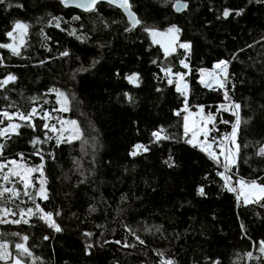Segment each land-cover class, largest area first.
Segmentation results:
<instances>
[{"label":"trees","instance_id":"trees-1","mask_svg":"<svg viewBox=\"0 0 264 264\" xmlns=\"http://www.w3.org/2000/svg\"><path fill=\"white\" fill-rule=\"evenodd\" d=\"M175 1L130 0L132 11L144 25L159 31L171 24L181 28L176 51L168 56L140 26L126 32L130 27L124 16L106 4L97 5L90 13L64 9L58 0H8L11 7L0 5V43H8L5 33L15 21L29 25L20 55L0 48V80L8 74L17 77L0 88V112H28L36 107L38 113L41 109L51 113L57 104L55 93L49 90L57 89L51 83L59 84L76 94L82 114L100 139L93 151L90 175L91 170L81 175L76 169L74 161L83 154L76 141L57 147L52 136L35 146L44 156L48 190V199L37 202L54 213L62 231L55 232L35 217L30 225L0 224L6 234L0 239L10 242L13 258L18 255L15 243L20 238L10 233L16 232L29 237L33 256H21L25 264H160L159 252L176 264H264L259 249L264 240V207L259 203L245 206L241 200L237 206L235 194L225 191L224 182L216 175L222 167L184 142L182 98L162 71L171 68L173 73L185 74L188 106L194 111L203 105L207 114L214 115L219 131L211 132L209 138L217 137L218 142L224 132L231 131V125L219 122L230 118L228 112L217 111L224 102L223 90L204 88L198 83L197 72L200 68L212 70L218 60H230L236 54L237 59L229 65L227 87L232 98L244 105L242 117L250 120L239 131L240 156L231 169V181L264 182V158L256 155L264 145V3L183 0L188 1V9L175 14ZM17 3L24 7H15ZM225 9L230 12L228 18L223 17ZM240 9L242 14L236 16ZM73 16L81 19L73 20ZM53 17L59 18V27ZM73 30L75 35L70 34ZM78 35L86 36L85 42L78 40ZM185 41L191 42L186 54L178 46ZM65 50L69 56L62 57ZM180 59L188 63L187 69L180 65ZM94 60L98 63L91 67ZM81 67L88 70L77 71ZM133 73L139 74L138 86L125 79ZM125 92L133 102L124 97ZM178 110L180 115H176ZM50 116L49 123L57 128V120L66 118L57 111ZM0 120V127H6L8 121L4 117ZM33 123L35 131L23 125L19 135L0 137L5 146L0 160L40 165V155L32 154L35 149L30 141L43 139L47 130L39 115ZM160 127L172 138L154 142L151 133ZM136 144L149 151L131 156ZM169 156L175 167L165 164ZM82 179L84 183H80ZM199 186L208 193L206 198L196 195ZM17 205L27 207L31 201L22 194L11 201L8 194L0 198V206L17 210ZM241 224L248 229L247 234L241 231ZM85 232L92 236L85 237ZM44 235L50 239L44 240ZM136 235L145 245L139 244ZM116 240L121 243L116 244ZM86 243L94 245L91 255L84 252ZM249 252L251 258L246 255Z\"/></svg>","mask_w":264,"mask_h":264},{"label":"snow or ice","instance_id":"snow-or-ice-1","mask_svg":"<svg viewBox=\"0 0 264 264\" xmlns=\"http://www.w3.org/2000/svg\"><path fill=\"white\" fill-rule=\"evenodd\" d=\"M60 4L64 5L65 7L69 5H74L75 7L82 9L85 12H94L96 11V5L100 2V0H59ZM110 5H117L119 8L123 9V11L127 14L129 23L132 25V28H125L126 32H131L137 26H140L142 31L147 33L148 36L152 38L153 43L160 44L161 48L164 50L165 56L176 51V44L181 33V28L176 24H171L165 32H160L154 27H148L144 25L143 21L138 19L136 15L131 11V5L129 0H105ZM166 2V0H165ZM258 3H264V0H257ZM7 4L8 7L12 5L8 2V0H0V5ZM17 8H23V4H15ZM177 10L181 8H186L187 5L185 4H176L174 5ZM7 10V9H6ZM243 12V9L236 10L235 15L240 16ZM230 12L228 9L223 11V17L228 18ZM54 20L57 21L56 26L59 27V18L53 17ZM81 17L73 16V20H79ZM51 23V21H49ZM105 27H108L105 24ZM29 25L27 23H23L20 21H15L11 30L5 33L6 37L11 40V43H0V48L8 49L13 55H20L21 47L24 45L26 41V37L28 35ZM71 35H75L76 31L73 30ZM78 40L82 43L85 42L87 39L86 36H76ZM101 47L104 45L101 44ZM179 48L184 50V53H188L191 49V42L185 41L179 43ZM251 47V45H249ZM62 57L69 56V52L67 50L60 53ZM237 59L235 53H233L232 58L230 60L220 59L214 65L212 70H208L205 68L199 69V80L198 83L202 85L204 88H212L213 85L216 88L223 90V99L224 102L219 104L217 107L218 112H228L230 114L229 119H222L219 122L225 125H231L230 132H224L222 136L219 137L217 142V137H212L211 142H209V134L213 131H219L216 129V125L214 123L215 117L212 113H208L206 117L201 116L199 122H193V126L190 127L189 121L192 113L189 112V97H188V89L189 85L184 81V73L182 72H175L173 73L171 68L162 69L168 76V84L175 83V90L176 92L180 93V95L184 98L183 100V112L187 113L184 115L183 120V128H184V135L186 139L184 142L193 148H199L201 152L206 153V155L211 159L214 163L217 164L218 167H222L223 171H217L216 175L220 177V179L224 182L223 189L227 192L235 194L237 206H239L240 198L243 196V203L247 206L249 203H259L261 207H264V182L258 183L257 180L245 181L244 179H238L236 184L239 185V189L233 184L230 183L232 180L231 169L233 166L237 164V161L240 156V149L241 145L238 142V135L241 129L242 124L247 125L249 120H246L242 117V105L240 102L235 101L232 96L230 95L231 89L227 87L228 81L231 79V74L229 73V65L232 63L233 60ZM2 62V61H0ZM156 61H153L155 63ZM43 63V61L41 62ZM98 61H93L91 67H94ZM180 65L187 69L189 67L188 63H186L185 59L179 60ZM81 67L77 71H87ZM175 76V81L171 78ZM75 78V76H73ZM17 77L13 74H8L3 80H0V88H3L9 82H15ZM125 79L128 80L129 83L137 84L139 83V74L133 73L130 76H126ZM235 87V84H232V88ZM50 92H54L56 96V104L59 105L58 108L53 109V111H57L60 113H67L70 111V100L69 97L65 94V92L59 89H50ZM157 91H160L158 88ZM124 97L128 99L131 103L133 102V98L129 95V93L125 92ZM35 99V98H33ZM74 99V97H73ZM47 103V101H45ZM201 112H203V105H198ZM264 107V105H262ZM39 115L40 119L43 121L42 127L47 131L44 134L43 139L40 137H34L30 143L33 145L34 149L37 144H43L48 140L53 139L52 136L48 135V132L54 133L55 135V143L58 147L61 143H68L71 144L73 141H81L82 150L83 144L86 143V140L83 139L85 136L84 131L81 129L80 124L75 119H58L57 122L60 124V127L57 128L55 124L49 123L51 119L50 113L48 111H44L43 109L40 110L38 113L36 107H32L30 111L23 112V111H16V112H8L3 111L0 112V117H4L8 120V124L6 127H0V137L11 138V134L19 135L18 129L22 126L19 123H14L13 118L25 122V125L31 127L33 131L36 130V125L33 123V119ZM176 115H180V111L176 112ZM234 118V119H232ZM0 123H3L0 120ZM211 125V127H209ZM94 130V129H93ZM189 132H191V136L188 137ZM203 135L204 139L202 141H198L197 137L199 135ZM152 137L154 138V142H159L162 140L171 139V135L166 132L163 127L153 131L151 133ZM95 140V137H93ZM217 144L219 147V152L217 153L213 149V145ZM4 145L0 144V156L3 155ZM93 147L95 145L93 144ZM247 147V145H244ZM134 150L129 153L131 156L135 157L138 152L137 150H143L144 152L149 151L146 146L141 144H136L133 146ZM33 155H40L39 149H35L32 153ZM21 159H23V153L18 154ZM52 159H55L53 153H48ZM256 155L264 158V145H262ZM221 157H223V161L221 162ZM41 163L38 167L29 166L26 163H19L15 159L2 161L0 160V198H3L5 194H8L9 201L19 198L21 195L20 189L16 187V179H18L22 184L23 195L28 197L31 201L32 206L21 207L17 205L18 210V218L17 217V210H13L10 207L0 206V224H13V225H20L26 224L30 225L31 220L33 217L39 219L43 222L48 228L53 229L55 232H61V226L55 221L54 213L50 211H46L44 208L41 207L38 200H47L48 199V190L46 188L47 179L45 178L44 173V156L40 155ZM75 162V161H74ZM78 163V162H76ZM168 167H175V163L171 156L168 157V160L165 161ZM5 169H7L5 171ZM39 171V187L36 188L33 182V173ZM83 175V172L81 173ZM80 183H84L82 179ZM13 185L12 187H7L6 185ZM196 195L199 197L206 198L208 193L205 191L203 186H199L196 190ZM21 205L25 204V201L20 202ZM91 211H96L95 208H91ZM61 213L59 211L55 212L56 216H59ZM240 229L245 234L248 233V229L244 224L240 225ZM126 230L135 235L133 233L130 226H126ZM147 230V229H146ZM156 231H160V227L156 226ZM6 234L0 232V237H4ZM12 236H18L21 242L15 243V249L18 253L17 256L13 258V254L9 250L10 242L6 239H0V261H5V264L11 258V264H25V261L22 260L21 256L32 257L33 253L30 251V248L27 244L29 237L27 235H20V233H10ZM85 237H91L92 233L85 232L83 233ZM44 240L50 239L48 235L43 236ZM136 240L139 242L140 245H145V241L141 239L138 235H136ZM116 244H120L119 240L115 241ZM92 243H86L84 252L86 255H91ZM126 248H135L134 244H125L123 245ZM259 249L262 254H264V240L260 241ZM158 255L162 257L160 260V264H176V261L173 258H163L164 253L159 252ZM246 255L251 258V253H246ZM216 264H219L217 261Z\"/></svg>","mask_w":264,"mask_h":264},{"label":"rangeland","instance_id":"rangeland-1","mask_svg":"<svg viewBox=\"0 0 264 264\" xmlns=\"http://www.w3.org/2000/svg\"><path fill=\"white\" fill-rule=\"evenodd\" d=\"M160 32L163 33L165 31H160ZM151 40H152V38H151ZM8 43H11V40L8 39ZM156 44H158V43H156ZM158 45L160 46V44H158ZM197 74H198V72H197ZM167 78H169V77L167 76ZM171 78L174 81L176 79L175 76H173ZM198 78H199V75H198ZM184 81L186 82L185 75H184ZM53 85L56 86L57 89L65 92V94L69 97V100H70V111L67 112V113H64L65 114V117H66L65 119H75V120H77L78 123L80 124L81 129L85 133V136L83 137V139L86 140V143L83 144V150H82L81 141H79V140L76 141L78 147L80 148V150H82V153L83 154L80 155L79 158L75 160V162H78V163H76V169L78 170V172H81V173L83 172V174H84L88 170H91V172L89 173V175H90L92 173V171L94 170V166H93V155H94V152L93 151L99 147L100 139H99L96 131L93 130L92 125H90V123L85 119L84 115L82 114L81 107H80V104H79V102L77 100L76 94L74 92L70 91V90H67V89L59 86V84L51 83V87H53ZM174 85H175V83H174ZM212 88H216V86H213ZM179 95H180V93H179ZM73 97H74V99H73ZM180 97L182 98V103H183L184 98L181 95H180ZM58 107H59V105L55 106V108H58ZM183 107H184V104H183ZM183 107H182L181 112H182V116L184 117V115H186L187 113L183 112ZM55 108H53V109H55ZM53 109H52V112L50 114H54ZM189 112L192 113V116L190 117V121H189L190 127L193 126V122H199L200 119H201V116L206 117L208 115L204 111V109H203V112H201V110H200L199 107H196V109L194 111L189 108ZM57 113L62 114L60 112H57ZM13 122L14 123H19L22 126L25 125V122L19 121V120L15 119V118H13ZM183 124H184V120L182 118V135H181V138L185 140L186 137L184 135ZM210 126L211 125H209V127ZM55 135L56 134L51 133V136H53L54 138H55ZM190 136H191V132H189V134H188V137H190ZM93 137H95V140H93ZM203 139H204V137H203L202 134L197 137V140L198 141H202ZM209 142H211V139L210 138H209ZM93 144L95 145V147H93ZM213 149L217 153L219 152V147L217 146V144H214L213 145ZM141 150H137V152H139ZM92 152H93V154H92ZM220 159H221V162H222L223 161V157H221ZM19 163H22V162H19ZM6 170L7 169H5V171ZM39 175H40L39 174V171L33 173V182H34L35 185L37 183V188L39 187V183H38V181H39ZM84 178H85V180H87L86 177H84ZM0 183H3V182L0 181ZM230 183H233V181H230ZM233 184L239 189V185L236 184V181ZM6 186L7 187H12L13 185L9 184V185H6ZM16 187H18V189H20L21 194L23 195L22 184H21V182L18 179H16ZM240 200L243 202V196H241ZM30 206H32V204ZM16 218H18V216ZM1 230H2V227L0 225V232H1ZM19 242H21V241H19ZM10 259H9V263L8 264H11V260Z\"/></svg>","mask_w":264,"mask_h":264},{"label":"water","instance_id":"water-1","mask_svg":"<svg viewBox=\"0 0 264 264\" xmlns=\"http://www.w3.org/2000/svg\"><path fill=\"white\" fill-rule=\"evenodd\" d=\"M129 3H130V0H129ZM181 3L187 5V7H186V8H181V9L177 10V8H175L174 5H176V4H181ZM99 4H106V5H108V6L112 7V8H115V9L119 10V11L121 12V14L124 16V18H125L126 22L128 23L129 27L132 28V25L129 23L128 16H127V14L123 11V9L119 8L117 5H110V4H108L107 2H105V0H100V2H99L97 5H99ZM60 5H61V7L64 8V9H74V10L80 11V12H82V13H90V12H85V11H83L82 9H79V8L75 7L74 5H69V6H67V7H65V6L62 5V4H60ZM97 5H96V7H97ZM188 6H189L188 1L177 0V1H175V2L172 4V10H173V12H174L175 14H181V13H184V12L188 9ZM131 11H132V9H131ZM132 12L134 13V11H132ZM134 14H135V13H134ZM135 15H136V14H135ZM136 17H137V15H136ZM137 18H138V17H137ZM138 27H139V26H137V27L134 28L133 30L137 29ZM133 30H132V31H133Z\"/></svg>","mask_w":264,"mask_h":264},{"label":"built area","instance_id":"built-area-1","mask_svg":"<svg viewBox=\"0 0 264 264\" xmlns=\"http://www.w3.org/2000/svg\"><path fill=\"white\" fill-rule=\"evenodd\" d=\"M198 75L200 76L199 70H198ZM207 89H211V88H207Z\"/></svg>","mask_w":264,"mask_h":264},{"label":"bare ground","instance_id":"bare-ground-1","mask_svg":"<svg viewBox=\"0 0 264 264\" xmlns=\"http://www.w3.org/2000/svg\"><path fill=\"white\" fill-rule=\"evenodd\" d=\"M213 86H215V85H213Z\"/></svg>","mask_w":264,"mask_h":264}]
</instances>
